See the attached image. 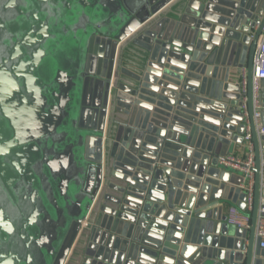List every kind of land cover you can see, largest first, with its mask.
<instances>
[{"label":"water","instance_id":"1","mask_svg":"<svg viewBox=\"0 0 264 264\" xmlns=\"http://www.w3.org/2000/svg\"><path fill=\"white\" fill-rule=\"evenodd\" d=\"M63 1L0 0V264H264L251 104L264 0H82L91 25L68 59L70 26L44 16ZM244 96L249 231L226 222L224 201L245 211L246 193L220 164L243 142Z\"/></svg>","mask_w":264,"mask_h":264},{"label":"built area","instance_id":"2","mask_svg":"<svg viewBox=\"0 0 264 264\" xmlns=\"http://www.w3.org/2000/svg\"><path fill=\"white\" fill-rule=\"evenodd\" d=\"M240 93L245 95L247 91L245 69L240 72ZM264 83V25L261 28L259 40L257 43L251 76V104L252 120L256 130L258 140L264 136V125L262 118L264 105L260 99L261 84ZM240 111L246 119L245 132L243 135V144L247 148V154L244 158L227 157L220 164L234 172L240 173L244 179L240 188L246 193L245 211H240L236 207H230L226 216V222L236 228L250 229L251 220L249 214L253 210V186L255 179V151L252 143V132L247 114V98L244 96L241 100ZM255 237L259 240V246L264 249V145L260 144V170H259V204L255 224Z\"/></svg>","mask_w":264,"mask_h":264},{"label":"rangeland","instance_id":"3","mask_svg":"<svg viewBox=\"0 0 264 264\" xmlns=\"http://www.w3.org/2000/svg\"><path fill=\"white\" fill-rule=\"evenodd\" d=\"M65 2H66V4H65ZM79 3H82V0H65L63 2H60L59 6L57 7L60 10V15H58V19L61 22V24L62 25L67 24L68 26L73 25L72 30L70 32H68L67 38L69 37V41L68 42H66L67 40L65 41L66 44L64 45L62 51L60 52V54H62L61 57L63 59H68L67 54H68V52H71V42H72V44L74 43V41L72 40V38L70 36H72L74 38L75 35H76L75 33L78 30H80L83 26H85V25H91L88 21H85L84 22V18H83V20L81 19L84 14L85 15H87V13L88 14H91V11H92L91 5L90 6H83V7H81L79 5ZM68 5L69 6L70 5L72 6L71 7V10L72 11H73L72 8L74 6H76L77 13L73 15V13L70 11L69 7H67ZM50 11H54V7H50ZM47 15H48V12L47 13H44V16H47ZM79 20L81 22H79ZM66 47H69V49H66ZM57 202H58V205L59 206L62 205V200H57ZM47 209L49 210V212H50L51 215L53 214V212H55V210L52 207H50V205H48Z\"/></svg>","mask_w":264,"mask_h":264},{"label":"crops","instance_id":"4","mask_svg":"<svg viewBox=\"0 0 264 264\" xmlns=\"http://www.w3.org/2000/svg\"><path fill=\"white\" fill-rule=\"evenodd\" d=\"M118 50L120 51V47L118 48ZM117 50V51H118ZM120 52H118V55H119ZM127 53V54H126ZM124 54V57L122 59V66H125L126 68H130V66L132 65V62L131 61H128V59H130V56L132 55V52L129 51V52H126ZM116 65H114L115 67H117V64H118V57L116 59ZM238 79L240 80V76L238 77ZM260 99H261V102L264 104V83L261 84V90H260ZM262 124H264V118L262 120ZM243 138V136H242ZM253 141V140H252ZM253 143V142H252ZM254 144V143H253ZM263 144V143H262ZM264 145V144H263ZM247 154V148L244 146L243 142L240 144V145H235V149H234V152L231 156L233 157H239V158H244ZM224 214L226 213V216H227V213H228V210L230 207H236L232 204H230L229 202L227 201H224ZM237 208V207H236ZM251 214V213H250ZM249 214V216H250ZM249 231V229H248Z\"/></svg>","mask_w":264,"mask_h":264},{"label":"flooded vegetation","instance_id":"5","mask_svg":"<svg viewBox=\"0 0 264 264\" xmlns=\"http://www.w3.org/2000/svg\"><path fill=\"white\" fill-rule=\"evenodd\" d=\"M65 4H66V2H65ZM51 7H54V6H51ZM81 7H83V6H81ZM69 10V9H68ZM30 10H28V12H29ZM57 11H60L59 10V8H57V7H54V11H50V8L47 10V12H48V14H50V15H55V12H57ZM70 11L72 12V10L70 9ZM47 12H45V13H47ZM64 13V12H63ZM77 13V12H76ZM72 15V14H71ZM46 17V16H45ZM49 19H52V18H49ZM52 21L51 20H49V23H51ZM79 22H81L80 20H79ZM72 26L73 25H71L70 27L72 28ZM70 29V28H69ZM68 29V30H69ZM50 30H51V27H50ZM69 32H70V30H69ZM76 35H75V37L73 38L72 36H70L71 38H72V40L73 41H77L76 39L78 38V32L77 33H75ZM67 35H68V31H67V34H66V37H67ZM68 39H69V37H68ZM71 46H72V42H71ZM3 191H5L4 189H3Z\"/></svg>","mask_w":264,"mask_h":264}]
</instances>
